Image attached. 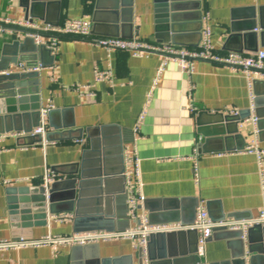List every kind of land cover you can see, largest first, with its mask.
<instances>
[{"label":"crops","instance_id":"obj_1","mask_svg":"<svg viewBox=\"0 0 264 264\" xmlns=\"http://www.w3.org/2000/svg\"><path fill=\"white\" fill-rule=\"evenodd\" d=\"M131 3L125 6L121 0H37L33 12L27 0H0V17L15 21L34 19L39 25L51 26L85 19L92 23L94 36L98 38L141 39L188 49L199 46L202 31L209 25L213 45L222 54L254 53L264 47V0H131ZM205 16L209 17L208 22ZM24 40L21 35L0 38V75L5 70L23 73L20 65L25 68L43 65L37 86L40 105L42 110L52 107L54 111L45 118L47 133H61L64 139L55 136L57 140L46 146H32L31 140H21L19 145V137H14L1 145L4 150L0 152V241L15 237L6 189L41 185L46 171L54 167L61 170L59 180L77 178L72 174L81 172L84 152L91 148V139L86 134L89 129L99 131L102 141L100 131L105 129L108 141L123 145L124 159L127 150L131 154L137 152L144 199L139 214L145 213L149 218L151 214L168 212L186 219L195 216L194 201H198L214 220L223 214H239L240 221L259 215L264 207L259 160L255 153L249 154L245 149L251 145L264 149V121L262 130L257 126L256 137L248 121L253 116L251 112L239 125L242 137L237 138L227 133L234 131L236 125L223 123L216 114L250 111L251 92H257L264 110V79L257 78L251 91L242 74L198 62L188 81L175 64H170L150 98L162 63L158 56L135 58L125 52L108 53L86 41L64 38L55 57L47 49L32 59V52L20 54L13 47L16 41ZM21 56L30 58L6 68L9 59ZM95 69L111 70L114 85L96 84ZM82 86H91L97 98L87 99L82 92L72 89ZM33 88L26 87L29 95ZM33 106L30 102L26 107L30 111ZM144 111L145 118L139 125ZM33 123L32 118L23 120L22 127ZM8 124L4 126L0 121V130ZM10 125L13 127L12 122ZM262 161L264 166V157ZM195 162L199 168L198 183ZM120 179L112 177L101 184L96 189L101 192L96 198L89 196V192L81 206L83 214H98L112 221L106 227L116 232L135 225L128 218L127 193L124 194V182ZM73 215L72 221L64 223L50 218L47 227L33 229V240L48 235L89 233L75 232L74 212ZM97 245H88L87 254L99 253L101 259L111 264H140V255L129 241ZM235 247L234 252L240 253L241 247ZM84 252L78 246L3 250L0 264H84ZM201 258L204 264H223L232 260V250L226 241L212 239Z\"/></svg>","mask_w":264,"mask_h":264},{"label":"water","instance_id":"obj_2","mask_svg":"<svg viewBox=\"0 0 264 264\" xmlns=\"http://www.w3.org/2000/svg\"><path fill=\"white\" fill-rule=\"evenodd\" d=\"M27 2L31 3L30 7L34 12L33 8L37 4V0H27ZM121 2L125 6H131L132 4L131 0H121ZM92 34L94 35L93 31ZM13 47L20 54L32 52V59H35L36 54H44L47 51L46 47L36 46L31 39H25L23 43L16 41ZM26 58L30 57L21 56L19 59H9L10 61L6 68L10 64L18 65L25 62ZM41 66L43 67V65ZM29 68H36V66H30ZM38 78L39 72H23L18 74L9 73L5 70L3 75H0V116H3L0 121L4 126L9 122L6 128L4 127L0 130V133L23 132L26 134V137L18 138L19 145H21V140H31L30 145L32 146L43 143L41 135H29L41 123L42 107L37 87ZM29 85L34 86L30 95L26 91V87ZM254 95L255 116L258 120L257 126L260 131L262 130V122L264 121V110L261 108L262 100L257 92ZM30 102L34 106L29 111L26 106ZM53 113V110L49 111L48 116L50 117ZM202 115H200L199 121ZM250 116L251 111L227 116L219 113L216 114V117L223 123L236 125L234 131L228 130L227 133L229 136H236L237 138L242 137L241 133H239V125ZM30 118L33 119L34 123L31 126L23 128L22 121L24 120L25 122ZM11 122L13 127L10 125ZM104 130L100 131L103 141L99 139L100 133L96 129L86 131L87 137L91 139V148L84 152L81 172H74L72 174V176H76L77 178L58 180L48 187L41 184L37 186L9 187L6 189L8 214L15 235L13 240H32L34 228L47 227L50 218L66 213L73 214V212L75 213L74 228L76 233L100 230L116 232V229L106 227L107 225H112V221L109 219L105 220L98 214H83L81 208L84 199L87 197L86 195L90 192L89 196L92 195L93 198H96V195L101 193L96 189L99 186L101 187V184L104 182L107 183L112 177H121L120 180L124 182V194L126 193L123 145L120 143L113 144L108 141ZM55 136H59V140L64 139L61 133H48L45 139L48 143H51L57 140ZM259 136L261 138V133ZM82 137L83 131H81L80 139ZM52 171L57 175L61 173V170L56 167ZM95 201L94 199L93 202L96 204L97 202ZM194 203L195 216L192 215L185 219L175 213L168 214L167 212L158 216L151 214L149 217L150 224L165 225L182 222L181 224L184 226L193 225L196 219V211L199 207L198 201H194ZM145 206L147 210H150L148 203H145ZM209 216L215 223H226L229 222L228 220L237 221L241 219L239 214H223L218 220H214L210 214ZM212 239L224 240L231 247L232 260L223 264H261L264 261V227L261 225H255L250 228L246 238H244V232L241 230L232 231L227 227L218 228L208 241ZM246 244L248 245L247 249L245 248ZM237 245L241 247L240 253H235L233 250ZM93 246L97 247L98 245L89 247ZM89 247H82L85 251L83 256L86 259L84 264L112 263L109 260L101 259L99 253L95 255L87 254ZM148 253L151 264H204L198 254V233L195 230L153 234L149 238Z\"/></svg>","mask_w":264,"mask_h":264},{"label":"built area","instance_id":"obj_3","mask_svg":"<svg viewBox=\"0 0 264 264\" xmlns=\"http://www.w3.org/2000/svg\"><path fill=\"white\" fill-rule=\"evenodd\" d=\"M204 20L209 21V17L205 16ZM92 23L85 19L69 20L61 26L39 25L34 19L25 21H15L8 18L0 17V38L4 36L21 35L25 39L33 40L38 47H46L55 57L59 52L61 40L64 38H74L86 41L92 46L105 49L108 53L125 52L135 58H148L158 56L162 59L161 66L157 71L152 91L149 94L151 98L158 85L162 75L170 64H175L182 72L185 79L190 81L195 72V65L198 62L211 63L218 66L228 68L234 73L242 74L248 81L252 91L253 83L257 78L264 79V47L254 53H236L231 52L222 54L214 47L212 42V30L207 25L201 34V42L195 49L181 48L173 44H161L141 39H121V38H98L92 34ZM258 30H256L257 32ZM26 73L40 72L43 67L29 68L20 65ZM94 82L96 84H107L113 86L115 83L114 75L111 70L95 69ZM73 90L82 92L87 99L97 98V93L92 90L91 86L73 87ZM251 107L250 111L253 116L248 120L254 128L257 137V118L255 116V96L253 92L250 94ZM52 107L41 111V123L30 135H41L43 143L46 146L45 139L47 133L45 118ZM238 114V113H235ZM145 111L139 118V125L143 123ZM26 134L4 133L0 134V152L4 150L2 144L9 138L25 136ZM52 143V142H51ZM249 154H256L259 160L260 181L262 191L264 193V166L263 157L264 149H260L257 145H251L245 149ZM195 180L199 182V168L197 162L194 164ZM125 178H126V197L128 218L130 222H134V226L122 232H89L83 234H75L71 236H45L37 240H5L0 241V251L17 250L23 248H40L43 246H78L86 247L88 245H96L101 242L109 243L114 241H129L133 248L140 255V264H151L148 253L149 238L153 234L173 233L179 231L195 230L198 233V253L202 257L205 254V246L218 228L227 227L232 231L241 230L244 232V238L247 232L255 225L264 227V207L259 215L250 220L229 221L226 223H215L209 216L204 206L200 205L196 213V219L193 225L184 226L181 224H165L152 225L145 213L139 214L138 209L143 202V185L141 178V159L137 152L131 154L129 150L125 155ZM59 180V176L52 170L48 169L43 177L42 184L45 187L50 186ZM74 218L72 213L61 214L52 217L53 221L64 223L70 222Z\"/></svg>","mask_w":264,"mask_h":264}]
</instances>
